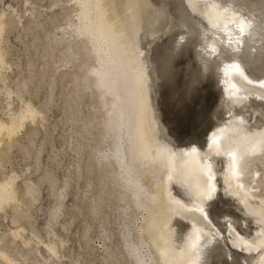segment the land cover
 Returning <instances> with one entry per match:
<instances>
[{
	"label": "rangeland",
	"instance_id": "obj_1",
	"mask_svg": "<svg viewBox=\"0 0 264 264\" xmlns=\"http://www.w3.org/2000/svg\"><path fill=\"white\" fill-rule=\"evenodd\" d=\"M228 1H219L222 12L228 17L231 12V18L245 22L246 15L233 11ZM105 4L112 10L110 0ZM211 4L204 5L199 0H120L129 39L126 43L128 61L136 74L144 104L141 113L143 151L147 152L146 159H152L157 152L168 148L173 160L166 169L169 174L164 176L165 195L183 205L188 213L196 211L207 222L212 221L207 227L209 233L201 235L204 249L210 251L208 264H264L262 253L249 261L242 255L232 258L229 252L256 246L253 232L250 236L241 228L245 227L240 222L243 219H237L235 213L244 197L250 202L253 197L264 199V114L255 113L259 107L254 100L248 99L255 96L254 90L238 92L234 84L237 78L246 76L252 85L264 88V53L257 58L251 50L257 40L256 34L242 30L240 22L226 25L230 28V32L224 34L227 43L210 29L205 30L210 12V20L213 22L215 18L213 23L222 22L220 19L224 17L220 11L219 19ZM153 5L158 6L151 12ZM77 9L73 0H0V15L6 30L0 37L5 59V65L0 67V120L7 121L25 103L39 112L33 120H24L22 127L10 138L0 135V181L9 175L16 177L13 180L14 200L0 207V252L18 264H132L125 252L126 241L138 243V234L142 235L146 220V210L120 193L123 188L111 170L114 162L106 156L111 154L113 142L105 133L103 109L99 108L90 88L77 87L79 79L88 75L84 65L91 63V58L84 47L76 45L80 44L78 37L73 33H69L73 35L70 37L67 33L62 35L61 31L76 19ZM232 12H237V16ZM221 31L224 30H219L223 34ZM53 35L62 37L60 42L55 44ZM262 41L258 45L262 46ZM242 48L250 56L246 63H254L251 68L236 61L235 56ZM232 106H235L236 115L231 121L227 111ZM234 120L240 128L252 133L259 149L251 148L254 150L250 156L252 160L247 159V169L231 184L232 166L227 162L228 154L222 161L223 155L216 143L224 134H228L230 144L234 143L233 139L238 136L235 131L230 132ZM216 146L217 153L213 152ZM195 160L203 166L207 179L202 185L190 175ZM27 182L35 188L31 193L24 192ZM13 218H17L16 222ZM14 230L19 231L15 237ZM194 230L186 232L183 237H189L182 238L175 245L177 248L174 246L173 258L177 259L186 249L184 245L201 232L196 227ZM158 232H154V228L151 230L156 234V237L151 235V244L160 247L156 249L163 264H170L167 243ZM51 243L55 244V253L46 248ZM142 247V251L147 252L146 245ZM257 249L264 251L259 246ZM0 264H5L1 258Z\"/></svg>",
	"mask_w": 264,
	"mask_h": 264
},
{
	"label": "bare ground",
	"instance_id": "obj_2",
	"mask_svg": "<svg viewBox=\"0 0 264 264\" xmlns=\"http://www.w3.org/2000/svg\"><path fill=\"white\" fill-rule=\"evenodd\" d=\"M73 1L76 2L77 7H78V9H77L78 12L76 11L77 12L76 19L74 21H71L70 23L68 22L69 23L67 25L68 27L66 29L63 28L61 30L62 35L64 33H67V34L73 33L75 35V37H78V39L80 40V44H76V45H78V47L81 46V49L84 47V49H86V51H87V55L91 58V63L84 65V72L87 73L88 75L87 76L85 75V77H81V79H79V81L77 82V87L79 89L90 88L93 92L94 98H96L95 101H97L99 108H102L104 111L103 114L105 115V122L104 121L103 122L105 123V126H104L105 133H107L112 138V142H113L111 154L107 155L106 157L111 158L114 162L113 163L114 168L111 170L114 171V176L117 178V181H119L120 186L123 188V191L120 190V191H122L120 193L126 194L127 198L134 205L141 207V208L146 210V214L144 213L146 215V220L142 226V235L138 234V243L132 244V243H129L128 241H126L127 243H126V251L125 252L127 253L128 257L131 259V261H133L134 264H163V262H162L163 259L162 260L160 259V255L157 252L158 249H156V247H158V246L154 247L152 245L153 240L151 241V235H153V237L156 235L154 233L153 234L151 233V230L154 228V232L156 230L157 231L159 230V232L163 236V239L167 243L166 247L168 246L167 250L170 253V255H168L170 257H168V258H170V260H171L170 264H208V262L211 258H207L208 257L207 254H209L210 251H209V248L206 250L204 249V247H203L204 242L203 243L201 242V238H202L201 235L203 236V235L209 233L208 232L209 229H207V227L211 226L212 221L209 220L210 223L207 222L205 220V218L200 216L201 213L199 214L196 211H194V212L192 211L191 213H188L187 210H185L182 207L183 205L181 206L180 204L174 203L173 201H171V199L167 198V196L165 195V183L166 182L164 181V176L169 174L166 172V169L169 167V164L171 163L170 161L173 160L172 155L167 152L168 148L167 149L164 148V149H166L165 151L157 152V156H155V158H152V159L151 158L150 159L145 158L144 154H146L147 152L145 153L143 151L144 150L143 139L141 138V128H142L141 113L143 112L144 104H143L142 96L139 92V84L137 81L136 74L133 72V69H132V67L128 61L126 43L129 39L127 40L128 36L125 33V26H124V21H123L124 18H123V15L121 13L120 0H110L112 5H113V8L111 7L112 10H110V8L108 9L106 6L105 2H107V0H73ZM139 1L140 0H138V2ZM219 1L218 0H212V2H210V0H202V1L199 0V2H202L204 5L206 3L214 4V8H212V9L214 11H216V13L218 12V15H219L220 11L221 12L223 11L221 9L222 6L219 3ZM228 3H230L232 5V7H230V8L234 9L233 11L237 10L238 12H241V16L243 14L246 15L245 18H247V20L242 23V20H237L234 17L231 18L232 17L231 12L229 14V17L226 13L222 12L223 13L222 15H224V17L222 16L223 18L221 17V19H220V15H219L218 18L220 20H223L224 22L222 21L223 23L222 22L213 23L215 21V18L213 17V19H214L213 22H212V20H210L209 17L212 16V13L210 12L208 14V25L205 26L206 27L205 30L210 29L211 33L214 32V34L216 36H218L224 42L227 43L228 41H226V38H224V37H226L224 34H226V31H229L228 29H230V28L226 27V25L230 24V22H232V23L240 22L241 24H239V23L238 24H239V26H241L242 30H244L245 32H246V30L247 31L251 30L253 33L256 34L257 40L255 41L253 39L254 45L251 47V50H254L255 54L257 55V58H259L264 53V44H262V46L258 45L262 40H263L262 42L264 43V0H229ZM212 4H211V6H212ZM233 4H235V5H233ZM123 5L125 6L124 3H123ZM156 7L153 5L151 8V12L153 10H156L155 9ZM205 10L208 12L207 8H205ZM232 13H235V12H232ZM235 14L237 16V12ZM238 14H240V13H238ZM165 15L166 14H164V16ZM215 15L216 14H214L213 16H215ZM200 16L197 17L199 21H200V19H199ZM193 19H195L194 15H193ZM242 19L244 20V18H242ZM217 21H219V20H217ZM140 23H142L141 20H140ZM4 24H5L4 20L1 19V15H0V37H1V33L3 32V30H5ZM241 28H239V29H241ZM219 30H224V31H221L223 34H221L219 32ZM150 35H152V34H150ZM242 35H239V36H242ZM70 36H73V35L69 34L68 37H70ZM231 36H233V35H231ZM53 37H54V35H53ZM233 37H235V36H233ZM61 38L62 37L58 36V37H54V39L52 38L53 40L52 39L51 40L55 41V44H56V42L58 40L60 42ZM237 38H239V37H237ZM64 39H66V37H64ZM227 39H229V38H227ZM243 39L245 40V36ZM155 40H156V38H155ZM244 40H243V42H244ZM239 41H241V40L239 39ZM235 43H236V41H235ZM237 48L238 47H236V50H237ZM231 49H232V47H231ZM231 51H233V50H231ZM227 52H229V51H227ZM241 52H243V54H240ZM240 53H238V55H236L237 53H235V55H236L235 57L238 59L236 61L239 62V60H240V61L244 62V64L246 66H248V68H251V66H254L253 65L254 63L253 64L252 63H249V64L246 63L249 61L248 58H250L247 50L244 51V49L242 48ZM243 56L244 57L246 56L245 57L246 59H243L244 58ZM4 60L5 59L3 58V53H2L1 48H0V67L1 68L3 65H5ZM253 62H254V59H253ZM260 66H261V64H260ZM84 74L82 76H84ZM230 76H231V73H230ZM242 77H244V76H242ZM245 77L244 78H241V77L237 78L236 83L235 84L233 83L235 86V88L233 86L234 90H238V92H239V90L251 91L249 89L250 88L253 89L254 92L252 94L253 95L255 94V96L254 97L249 96L248 99H250V101L254 100L256 102V103L255 102L254 103L259 107V108H256V110H254L255 113H263L264 114V88L261 86L252 85L251 81H249ZM235 79H236V77H235ZM24 84L25 83H23V85ZM1 89H3V87ZM239 94H241V92ZM16 96H17V94H16ZM243 96H244V94H243ZM258 97L261 99L258 100L257 99ZM234 108H235V106H232L227 111L228 117H229V114H231L230 115L231 121H232V118H235V115H236ZM37 113H39V112H37L33 107H31L29 105V103H25L24 106L20 109V111L17 114L14 113V114L9 116V119L6 118V119H8L7 121H1L0 120V135L4 134L8 138H10L13 134H15V132H17V130L20 127H22L24 120H26V119L33 120V118L37 115ZM243 121L245 122L244 119H243ZM226 123H228V122H226ZM232 124H233V125H231L232 127L230 125L228 126V127H231L230 132L235 131L238 134L237 138L239 137V135H241L242 138L233 139L234 137H231L233 139L234 143L230 144V142L228 141V139L226 137L228 134L226 136L224 134L222 136L219 135V137L220 136L221 137L217 140V143H216V144H218V146L221 150L220 152L223 155L222 161L226 160L225 157H226V154H228L227 162H228V164H230L232 166L231 167V173H232L231 174V184L235 183V179L237 177H238L237 180L239 179L240 173H244L245 170L247 169V165H248L247 159H251L250 156L252 155V151L259 149V143L255 142L252 139V133L251 132H249L243 128H240L236 124L235 120H234V122H232ZM248 128H250V127H248ZM227 132H229V131H227ZM222 134H223V132H222ZM215 137H217V136H215ZM244 138L247 140H245ZM248 138H250L251 140H249ZM96 146H98V145H96ZM96 146H95V148H98ZM255 146H257V147L255 148ZM164 147H165V145H164ZM210 148H212V147H210ZM219 148H217V146L214 149L212 148L213 152H215V153L219 152ZM251 148H254V150ZM226 149L228 151L225 153ZM9 150H10V148H9ZM162 150H163V148H162ZM0 156H2V155H0ZM218 156H219V154H218ZM110 160H108V161L110 162ZM255 161L256 160H254V162ZM193 163L194 164L191 165L190 175H192L193 180H195L198 183V185L199 184L202 185V183L207 180V179L205 180V177H204L203 168H202L203 166L200 167L197 164L196 160L193 161ZM171 165L173 166V162ZM170 170H173V167ZM226 170L229 171L228 169H226ZM227 174H228V172H227ZM244 175L246 176V174H244ZM14 177H15L14 175H9L8 177H6L5 179L0 181V207H2L5 204L7 205L8 202L14 200V198H15L16 192H14V191H16V190H14V187H13L14 186V184H13ZM190 180H192V179H190ZM117 181H116V183H117ZM240 181H241V178H240ZM24 184H25V189H24L25 193H31L30 191H32V192L34 191L33 190L34 187L31 185L32 183L29 184L27 182ZM170 185H172V184H170ZM170 185H169V187H170ZM190 186H192V185H190ZM263 186H264V184H263ZM227 187H228V183H227ZM211 188L213 189L214 187L211 186ZM171 189L172 188H170V192H171ZM189 189H190V187H189ZM194 191H196V188ZM215 191H216V189H215ZM230 192L233 193L232 190ZM175 193H176V191H175ZM192 193H194V192H192ZM200 194H198V195L202 196L203 192ZM169 195L170 194H168V196ZM173 195H174V193H173ZM181 196H182V194H181ZM210 196H211V194H210ZM210 196H208V197H210ZM196 197H197V193H196ZM203 197L204 196H202L201 198L203 199ZM242 197H243V195H242ZM205 198H207V197H205ZM253 198H252L253 202H250L248 200V198L244 197L243 201H241L242 203L240 204V205L243 204V207L240 205H237L238 207L236 208L237 211L235 213V217L239 220L243 219V221L240 220V222H241V224L245 225V227H241L242 226L241 224H240V227L242 229H244L245 231H247L248 233H250V236L253 232V236H254L253 238L256 239L255 240L256 246H253L252 249H249L248 247H246L247 246L246 245L245 249L240 247L239 248L240 251H229L231 253V256L233 255L232 258L235 255H240V257L242 255L243 257H245V259L250 261V260H253L254 258H256L261 253L264 254V251H256V250H258L257 249L258 246L264 248V203H263L264 199L261 197L260 198L255 197L254 199ZM182 199H183V197H182ZM189 200H191V199H189ZM178 201H179V199H178ZM194 202H196V201H194ZM198 202H199V200H198ZM184 203L186 206V202H184ZM190 203L192 205H194L192 202H190ZM16 206H18V205H16ZM190 207H192V206H190ZM196 207H194V208L196 209ZM197 209H198V207H197ZM201 209H202V207H201ZM188 210H191V209H188ZM198 211H200V209ZM16 220H17V218L16 219L13 218L12 221L16 222ZM244 223H248L249 225H246ZM193 225L196 227V229H198V231L200 230L201 232L197 236L192 238V240L190 242L187 240L189 242L188 245H186V244L184 245V247H186V249L184 248V250H182L181 253H179V254L177 253L178 254L177 259L173 258L172 253L174 254V252L172 250L174 249V246L177 243H179L182 238H184L183 236L186 234V232H188L189 230H192V231L194 230L195 227L193 228ZM211 231H213V230H211ZM17 232H19V231L14 230V233H13L14 237L16 235H18ZM237 232H238V230H237ZM235 235H236V233H235ZM186 236H185V238H186ZM228 236H229V234H228ZM206 237H207V235H206ZM206 237H205V239H206ZM209 237H211V236H209ZM185 238H184V240H185ZM224 238H226V237H224ZM134 239L137 240L135 237H134ZM135 240H134V242H135ZM154 241H155V239H154ZM187 241H185V243ZM253 241H254V239H253ZM160 242H162V241H160ZM239 243H241V242H239ZM144 244L148 248L147 252H145V253L142 251V248H143L142 246ZM54 245L55 244L52 245V243L46 245L47 250L50 251L51 253H55L56 250L54 251V247H55ZM163 245H165V244H163ZM163 245H162V248H163ZM182 245H183V243H182ZM181 246L179 248H181ZM158 248H160V247H158ZM179 248H178V250H180ZM210 248H212V247H210ZM163 251H161V252H163ZM161 252L159 251V253H161ZM165 252H166V250H165ZM5 255H7V254H5ZM5 255H4V253L0 252V258L5 264H18V263H14L12 260H10L8 258V256H5ZM162 255H163V253H162ZM161 258H163V257L161 256ZM245 264H246V262H245Z\"/></svg>",
	"mask_w": 264,
	"mask_h": 264
}]
</instances>
